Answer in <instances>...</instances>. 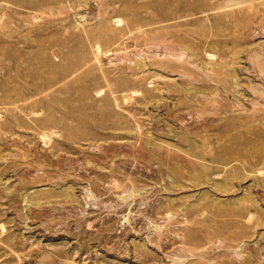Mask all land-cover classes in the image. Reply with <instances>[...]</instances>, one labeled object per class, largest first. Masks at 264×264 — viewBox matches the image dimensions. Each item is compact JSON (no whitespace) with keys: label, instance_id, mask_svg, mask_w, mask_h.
<instances>
[{"label":"rangeland","instance_id":"374dc122","mask_svg":"<svg viewBox=\"0 0 264 264\" xmlns=\"http://www.w3.org/2000/svg\"><path fill=\"white\" fill-rule=\"evenodd\" d=\"M0 264H264V0H0Z\"/></svg>","mask_w":264,"mask_h":264}]
</instances>
